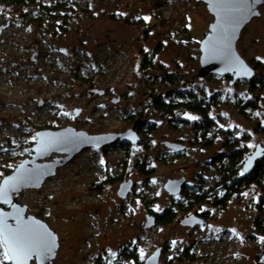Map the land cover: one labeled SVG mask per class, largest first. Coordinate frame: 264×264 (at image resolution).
<instances>
[{"label": "rangeland", "instance_id": "374dc122", "mask_svg": "<svg viewBox=\"0 0 264 264\" xmlns=\"http://www.w3.org/2000/svg\"><path fill=\"white\" fill-rule=\"evenodd\" d=\"M39 3L59 9L50 16L41 14ZM258 9L259 17L243 28L236 43L249 65L264 63V6ZM7 21L12 29L0 33V180L28 157V145L34 144L39 128L72 127L102 135L127 132L133 127L131 118L156 125L148 137L136 129L139 141L129 144L126 153L104 152L107 146L86 148L40 189L19 194L26 216L42 220L58 237L52 264H133L131 254L141 264L158 247L157 264H264V236L254 226L264 177L260 186L244 188L217 214L207 205L189 210V200L164 188L181 178L189 192L212 186L218 172L207 162L228 137L237 139L248 154L258 145L264 148V84L251 92L248 83L229 85L214 74L198 80L199 43L214 21L204 3L36 0L21 8L0 6V25ZM150 55L152 67L140 70L143 56ZM162 72L184 74L186 87L195 91L221 93L220 104L210 112L217 125L205 140L193 130L197 119L188 118L195 115L186 113L182 117L187 125L172 126L151 106V98L172 88L154 79ZM112 99L119 101L114 104ZM243 101L256 108L241 113L238 105ZM74 110H80L77 117ZM166 142L186 149L175 156ZM56 157L61 156L40 162ZM141 163L152 173L143 174ZM127 181L132 182L131 191L121 198L119 187ZM167 209L175 214L171 224L143 228L147 216ZM195 212H208V222L193 228L180 224ZM4 252L0 247V264H10Z\"/></svg>", "mask_w": 264, "mask_h": 264}, {"label": "water", "instance_id": "95a60500", "mask_svg": "<svg viewBox=\"0 0 264 264\" xmlns=\"http://www.w3.org/2000/svg\"><path fill=\"white\" fill-rule=\"evenodd\" d=\"M206 5L208 12L213 16V23L208 26V33L199 43V65L198 80H203L206 74L218 76L233 75L234 81L251 80L255 74L247 63L239 56L236 51V43L240 33L245 26L255 17H259V7L264 6V0H196ZM237 9H246L240 12ZM250 73V74H246ZM94 93L103 95V91L94 90ZM118 99H112V103H117ZM80 110H74V116L77 117ZM140 124V120L134 122L133 127L123 134H102L89 135L84 131H76L72 127H66L59 130H40L34 134L35 142L31 147L32 155L24 159L15 169L0 180L3 185L5 180L16 184V190L9 191V202L0 200V220H3L8 229L26 231L31 234L41 236L51 244V253L46 260H40L37 257L30 259L27 264L35 261L36 264H52L58 250V237L49 227L40 219L33 216H26L27 207L18 203L19 194L28 189H40L47 178L56 174L58 168L66 165L74 156L86 148L101 149L117 139L124 140L128 144L136 145L139 138L135 128ZM134 137V139H133ZM67 142L66 144H64ZM70 142V143H68ZM69 144V146H68ZM164 145L173 151H181L182 146L175 143H164ZM57 154L51 161L40 162ZM264 157V148L258 145L255 151L247 156L242 170L244 174H249L255 166V163ZM251 158V164L248 160ZM34 173V175H33ZM31 174V177H27ZM26 175V177H25ZM20 178V179H18ZM185 182L184 178L168 181L164 188L170 195H178ZM132 182L127 181L120 185L118 196L125 198L131 191ZM8 207V209H4ZM206 221L194 216L180 221L182 226L191 228L205 224ZM155 225L153 217H146V223L143 228H151ZM8 251L7 246H4ZM160 247L141 264H157L159 261ZM10 261V260H9ZM10 264H14L10 261Z\"/></svg>", "mask_w": 264, "mask_h": 264}, {"label": "trees", "instance_id": "16d2710c", "mask_svg": "<svg viewBox=\"0 0 264 264\" xmlns=\"http://www.w3.org/2000/svg\"><path fill=\"white\" fill-rule=\"evenodd\" d=\"M36 0H0V6H28L35 5ZM40 5L39 11L41 14L52 15L53 12H57L59 8H53L50 6ZM39 20L33 18V22ZM207 31H203V36L206 35ZM181 38V36H178ZM152 59L153 55L143 56V59L140 63V70L146 71L148 68L152 67ZM250 68H252L255 72L253 78L251 80H236L232 85H238L240 83H248L250 85L251 92H253V87L256 85L263 83L264 84V63H253L252 65L247 64ZM160 69H162L160 67ZM222 77V80L228 81V84L233 80V75H224L219 76ZM155 80H159L162 83L168 84L172 86L166 93L157 95L156 97L151 98V106L163 117L167 118V121L170 125L176 126L179 124L187 125L189 122L187 119L182 116L186 113H190L198 117L197 120L193 121L192 127L197 137H201L203 140L207 137L208 132L214 128L217 124L212 118H210V112L212 108L217 107L221 101V93L215 92L212 94H205L204 91L200 88L197 91L191 88H187L185 84V75L179 72L175 73H164L159 76L154 77ZM181 86V88H180ZM247 104L239 103L240 112L243 113L242 109H253L256 108L255 103L246 102ZM133 124L138 118H131ZM179 124H178V123ZM139 129V133H142L144 137L150 136L155 130L156 125L153 122H146L140 120V124L135 128ZM237 139H228L224 140L221 149L215 154V156L207 162L212 168L216 167L218 172V178L215 183L207 188H202V186H198L196 191L189 190V186L184 182L180 195L185 197V199L190 203L191 208L200 207L201 205H207L211 208V213L217 214L221 211L227 209L230 204L231 199L234 196H239V193L247 187L250 186H260V181L264 177V157L255 163L254 169L249 174H244L242 170V166L247 158V156L251 155L247 153L245 148H242L238 144ZM177 144V143H175ZM33 144L28 145V157L30 158L32 155L31 147ZM183 147L181 151H173L171 149V153L175 156H180L183 153V150L186 149L184 145L178 144ZM167 148V147H166ZM122 150L126 153L130 146L128 142L124 140H116L111 144L107 145L104 152L114 151V150ZM26 159V158H25ZM140 171L149 175L152 173V168L145 170V164L141 163L139 165ZM13 170L8 169L5 171L3 176L10 174ZM243 173V174H242ZM264 192V188H262ZM178 194V195H179ZM258 205V213L255 218L254 226L256 231L264 236V198L261 197ZM5 209V208H4ZM188 210V211H189ZM208 212L202 213H193L189 216H194L200 219H203L207 222L209 219ZM175 217L174 212L170 209L163 210L161 214L157 217H153L155 221V225H169L173 222ZM204 225V224H203ZM200 226V225H198ZM197 227V226H196ZM134 263L140 264L134 254H131L130 257ZM187 260H190L189 258Z\"/></svg>", "mask_w": 264, "mask_h": 264}, {"label": "snow or ice", "instance_id": "6c2138e0", "mask_svg": "<svg viewBox=\"0 0 264 264\" xmlns=\"http://www.w3.org/2000/svg\"><path fill=\"white\" fill-rule=\"evenodd\" d=\"M237 11L244 12L247 10L237 9ZM188 118L193 120L198 119V117L193 116H189ZM100 163L103 164L104 161L101 160ZM250 164L251 158H249L245 170H247ZM16 187V184H13L9 180H5L3 185H0V200L9 202V191L10 189L15 191ZM172 243L175 244L176 242L173 241ZM5 245L8 251L3 253V258L13 261L14 264H27L34 256L40 260H46L52 250L50 242L45 238L26 231L8 229L5 222L0 220V247Z\"/></svg>", "mask_w": 264, "mask_h": 264}, {"label": "flooded vegetation", "instance_id": "af4514ba", "mask_svg": "<svg viewBox=\"0 0 264 264\" xmlns=\"http://www.w3.org/2000/svg\"><path fill=\"white\" fill-rule=\"evenodd\" d=\"M12 26H13V23H11V22H9V21H7L4 25H0V33H4V32H6V31L12 29ZM3 42H4V40H2V43H3ZM27 51L30 52V53H35V55H34L35 57L38 56V53L34 52L32 48H28ZM33 60H34V62H35L36 59H33ZM44 129H49V128H44ZM38 130H40V128L37 129L36 132H37ZM41 130H42V129H41ZM49 130H50V129H49ZM36 132H35V133H36ZM35 133H34V134H35ZM34 138H35V136H34ZM32 144H33V143H32ZM45 182H46V181H45ZM207 222H208V219H207ZM204 225H205V224H204Z\"/></svg>", "mask_w": 264, "mask_h": 264}, {"label": "bare ground", "instance_id": "6f19581e", "mask_svg": "<svg viewBox=\"0 0 264 264\" xmlns=\"http://www.w3.org/2000/svg\"><path fill=\"white\" fill-rule=\"evenodd\" d=\"M67 142H65L64 144H66ZM68 143H70V142H68ZM67 145V144H66ZM68 146H69V144H68ZM28 175V174H27ZM30 175V177H31V174H29ZM29 175L27 176V177H29ZM33 175H34V173H33ZM25 177H26V175H25Z\"/></svg>", "mask_w": 264, "mask_h": 264}]
</instances>
